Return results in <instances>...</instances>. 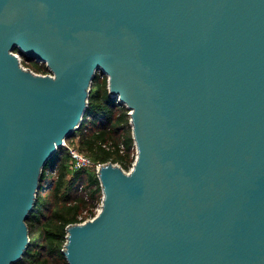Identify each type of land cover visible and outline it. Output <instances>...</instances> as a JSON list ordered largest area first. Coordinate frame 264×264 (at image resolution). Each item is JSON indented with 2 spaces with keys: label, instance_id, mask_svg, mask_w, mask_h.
<instances>
[{
  "label": "water",
  "instance_id": "95a60500",
  "mask_svg": "<svg viewBox=\"0 0 264 264\" xmlns=\"http://www.w3.org/2000/svg\"><path fill=\"white\" fill-rule=\"evenodd\" d=\"M98 70L136 155L97 167L67 263L264 264V0H0V264Z\"/></svg>",
  "mask_w": 264,
  "mask_h": 264
},
{
  "label": "trees",
  "instance_id": "16d2710c",
  "mask_svg": "<svg viewBox=\"0 0 264 264\" xmlns=\"http://www.w3.org/2000/svg\"><path fill=\"white\" fill-rule=\"evenodd\" d=\"M26 62L36 72H49L43 62ZM128 111L109 94L107 76L98 70L78 128L65 141L94 163L111 161L129 170L136 151ZM69 160L68 149L60 146L43 166L36 201L26 219L29 242L12 264H68L62 251L66 226L95 215L102 197L96 169H71Z\"/></svg>",
  "mask_w": 264,
  "mask_h": 264
},
{
  "label": "built area",
  "instance_id": "2783aa9c",
  "mask_svg": "<svg viewBox=\"0 0 264 264\" xmlns=\"http://www.w3.org/2000/svg\"><path fill=\"white\" fill-rule=\"evenodd\" d=\"M62 146H65L70 153L69 167L71 169L90 167V166H94L95 169H97V167L99 166L100 163H94L89 156L79 151L75 146L68 145V143L65 140L63 141ZM90 218L92 217L86 219H90Z\"/></svg>",
  "mask_w": 264,
  "mask_h": 264
},
{
  "label": "rangeland",
  "instance_id": "374dc122",
  "mask_svg": "<svg viewBox=\"0 0 264 264\" xmlns=\"http://www.w3.org/2000/svg\"><path fill=\"white\" fill-rule=\"evenodd\" d=\"M21 57V56H20ZM21 59H22V57H21ZM22 64H24L25 66L27 65V62L24 60V59H22ZM99 209V205L97 206V208H96V212H97V210Z\"/></svg>",
  "mask_w": 264,
  "mask_h": 264
}]
</instances>
